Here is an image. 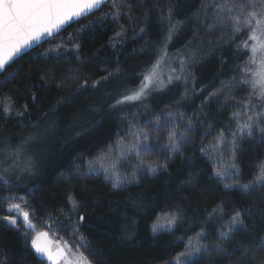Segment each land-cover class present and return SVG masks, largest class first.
Returning <instances> with one entry per match:
<instances>
[{
    "label": "trees",
    "instance_id": "16d2710c",
    "mask_svg": "<svg viewBox=\"0 0 264 264\" xmlns=\"http://www.w3.org/2000/svg\"><path fill=\"white\" fill-rule=\"evenodd\" d=\"M205 2L126 0L135 11L131 13V20L127 16L121 17L119 24L124 26L126 33L113 48V33L120 28L111 19L98 20L111 11L112 0H109L98 11L21 55L0 74V95L10 96L15 101L12 115L5 116L0 112V172L4 168L11 173L19 172L18 167H23L29 159L38 167L36 176L11 175L12 184L7 187L12 191L9 193L6 186L0 185V198L10 194L26 197L28 210H34L32 220L36 227L51 225L50 230L58 236L77 246L84 244L94 252L89 257L92 264H166L184 249L187 242L186 239L183 242L176 240L177 236L185 233L194 236L203 226L214 238V226L207 220V215L216 205L230 199L233 206L247 207L257 195L264 193L259 188L254 189L251 196L241 191L226 192L213 176L218 158L199 151L200 147L213 142L220 129L233 123L230 119L233 112L240 111L223 105V94L210 98L203 106L202 101L209 92L219 89L222 81L235 84L233 78L241 75L240 68L251 55L247 49L237 50V45L247 39L246 32L232 41L230 30L218 28L210 34L204 23L197 22L196 14ZM169 8L173 22L183 23L168 43L167 51L170 57H175L178 52L194 54V62L188 64V70L195 77V91L192 81L185 84L183 80H174L162 89L159 85L150 87L148 95L138 102L110 108L121 93L138 88L143 76L160 59L169 27L166 20H161V12L167 15ZM149 9V19L145 20L143 14ZM89 24L91 27L81 30V26ZM140 28H144L143 33ZM61 37L72 39L67 40L66 48L46 56L45 52L55 47ZM70 43H78L79 51L71 48ZM77 65L92 79L105 76L107 72L114 75L96 91L60 107L58 93L66 90L57 89L55 80L45 85L41 76L45 72L64 74L67 68ZM171 68L179 69L178 60L165 58L158 70L165 82L172 74ZM10 73L14 79L10 78ZM186 87L189 95L182 99ZM202 88L205 91L201 92ZM233 92L238 99L247 96V90L240 86L234 87ZM33 94L35 102L32 101ZM233 103L228 101V104ZM26 104L28 113L22 118L15 117L14 113L22 111ZM54 105L56 109H53ZM169 108H179L188 117L195 113L204 122L189 134L188 143L181 146L180 154L172 158L167 171L154 176L142 175L138 184L116 189L102 174H76L86 171L88 161L109 151V145L123 139L122 135L129 132L133 124L135 128H146L145 121ZM210 123L213 129L208 135L206 129ZM206 135L207 138L202 140L201 137ZM151 136L152 152L145 154L143 159L159 157L163 160L165 154L159 151L157 143H167L166 130L152 132ZM17 148H22V153L14 167L7 157ZM261 161H264V144L259 139L241 141L235 160L240 174L235 179L247 183L258 171L257 165ZM126 169L131 171L127 166L121 172ZM190 176L195 178V186L186 183ZM70 195L80 205L79 214L86 215L79 230H76L79 214L72 212L68 201ZM5 207L6 204L0 203V215L6 214ZM176 208L182 209L184 215L174 231L153 234L151 225L156 217ZM126 230L132 233V239L124 238ZM81 236L86 239L81 241ZM30 238L31 233L19 224L12 226L0 221V261L39 264L28 248ZM204 242L213 243L214 239ZM228 246L231 247L232 242ZM197 264L230 262L215 254L211 258L205 254Z\"/></svg>",
    "mask_w": 264,
    "mask_h": 264
},
{
    "label": "snow or ice",
    "instance_id": "6c2138e0",
    "mask_svg": "<svg viewBox=\"0 0 264 264\" xmlns=\"http://www.w3.org/2000/svg\"><path fill=\"white\" fill-rule=\"evenodd\" d=\"M106 3L107 0H0V72L5 71L6 66L14 58L43 37L58 34L65 25L98 10ZM124 8L127 11H122ZM133 11L135 9L130 3H126V0H112L111 11L105 13L104 17L98 18V20L111 19L120 28V31L113 33L111 39L113 48L120 43V38L126 33L124 26L119 24L121 17L127 16L131 20ZM150 12L151 9L143 14L145 20L149 19ZM196 19L198 23H204L210 34L218 28L230 30L232 41L247 33V39L237 45V50L247 49L251 55L240 68L241 75L233 78L236 83L226 84L222 81L221 87L209 92L202 101L203 106L210 101V98H217L223 94V105L239 108L240 111L233 112L230 117L233 123L220 129L218 135L213 138V142L200 147L199 151L211 158H218L213 169V176L222 183L226 192L241 191L251 196L254 189L264 190V161L257 165L258 171L252 179L247 183H241L235 179L240 174L235 160L241 141L251 142L259 139L260 143L264 144V0H206L197 12ZM161 20H166L169 27L160 59H157L143 76L138 88L121 93L120 98L109 105L110 108L138 102L148 95L150 87L159 85L162 89L174 80H183L185 84L192 81L193 91H195V77L188 70V64L194 62V54L178 52L175 57H170L167 51L168 43L183 22H173L171 8L167 10V15L161 12ZM85 27H91V24L81 26V30ZM140 32L143 33L144 28H140ZM71 39L70 37V41ZM66 47L64 44H58L48 49L45 55ZM70 47L79 51L80 46L78 43H70ZM186 55L187 58H185ZM165 58L177 59L179 63V69H170L172 74L168 76L166 82L158 71ZM113 75V72H107L105 76L92 79L85 74L80 65H77L67 68L64 74L45 72L41 80L45 85L55 80L57 89L66 90L58 93L61 97L58 104L63 107L86 93L96 91ZM9 76L12 79L15 78L11 73ZM236 86L247 90V96L238 99L233 92ZM200 91L203 92L205 89L202 88ZM188 95L189 90L186 87L182 93V99L187 98ZM32 101H36L35 94L32 95ZM228 101L234 103L228 104ZM14 103L10 96L0 95V112L5 116L12 115ZM56 107L54 105L53 109ZM27 113L28 105L26 104L22 111H17L14 115L22 118ZM203 122V119L195 113L192 117H188L179 108H169L154 116L152 120L145 121L146 128H135L133 124L128 133L131 137L129 142L126 143L124 139H120L115 145H109V151L101 152L93 160L88 161L86 171L76 174L85 176L102 174L105 181L111 183L114 189L128 184H138L139 177L142 175L154 176L161 171H167L169 162L175 155L180 154L181 146L188 143L189 134L194 132L197 126H203ZM211 129L213 125L210 123L206 129L208 135ZM161 130H166L167 137V143H157L159 151L165 154L163 160L159 157L143 159L145 154L152 152L151 133H158ZM206 138L207 135L201 137L202 140ZM21 153L22 148H17L14 153L8 155L7 158L12 160L14 167L17 166ZM133 160L136 162L133 163ZM188 163H191L190 159ZM125 165L130 168V172L127 169L125 172L119 170ZM18 171L29 176L38 175V167L32 159H29L23 167H18ZM186 183L195 186V178L190 176ZM11 184V173L8 168H4L3 172H0V185L6 186L5 190L11 193V187H7ZM28 191L31 190L28 189ZM68 201L72 205V212L79 214L78 202L71 195ZM0 203L7 205L6 214L0 215V221L17 226L18 221L22 220L25 228L34 229L31 219L34 210H28L29 201L26 197L10 194L0 198ZM183 215V210L180 208L161 213L151 225L152 233L173 232L180 224ZM85 220L86 215L79 214L76 230H79L81 223ZM207 220L214 226V238L205 231L203 226L195 232L194 236H187V233L177 236L176 240L183 242L186 239L187 242L184 244V249L166 264H197V261L205 254H208L209 258L215 254L217 257L227 259L230 264H264V193L257 195L247 207L233 206L230 199L222 201L208 212ZM49 227L51 228V225ZM237 236L240 239L236 240ZM47 237V232H37L31 237V250L34 251L39 264H43L44 259H47L50 264H92L89 257L93 256L94 252L84 244L78 245L74 256H70L73 249L67 243L63 246L59 243L53 246V242ZM124 238L132 239V233L126 230ZM85 239L84 236L80 237L81 241ZM213 239V243L204 242ZM230 242H232L231 247L228 246ZM79 248H84V251H79ZM85 252L88 254L85 255ZM0 264H7V261H0Z\"/></svg>",
    "mask_w": 264,
    "mask_h": 264
},
{
    "label": "water",
    "instance_id": "95a60500",
    "mask_svg": "<svg viewBox=\"0 0 264 264\" xmlns=\"http://www.w3.org/2000/svg\"><path fill=\"white\" fill-rule=\"evenodd\" d=\"M107 1H109V0H107ZM102 6H103V5H102ZM102 6H101V7H102ZM101 7H100V8H101ZM100 8H99V9H100ZM99 9H98V10H99ZM98 10H94L92 13H90V14H88V15H86V16L81 17V18H79V19L76 20V21H72V22H70L69 24L65 25V26L60 30L59 33H61L63 30H65L68 26H70V25L74 24L75 22H77V21H79V20H81V19H83V18H85V17H87V16L93 14L94 12H96V11H98ZM59 33H58V34H59ZM58 34H54L52 37H47V36L43 37L39 42L34 43L30 48L26 49V50H25L24 52H22L18 57L14 58L13 61H15V60H16L17 58H19L21 55H23V54L29 52V51L32 50L33 48L39 46L40 44H42V43L45 42L46 40H48V39H50V38H53V37H55V36L58 35ZM13 61H12V62H13ZM12 62H10V64H11ZM10 64H9V65H10ZM1 73H2V72H0V74H1ZM6 208H7V207H5V210H6ZM31 219H32V218H31ZM20 221H21L22 224H23V221H22V220H20ZM32 223H33V225H34V229H27V228H25L24 224L22 225L23 228H24V230H26V231H28V232L31 233V237L34 236L37 232H47V233H48V237H47V239H48L49 241H52V242H53V246H55L57 243L61 244V246H63V244H65V243H67V245H68L69 247H70V243L75 245V243H74L73 241H71V240H66V239H64V238H62V237L56 235L55 233H52V232L50 231V228H49L48 225H45L43 228H37V227H36V223H35L33 220H32ZM75 246H76V249H77L78 246H77V245H75ZM28 248H29L30 252L33 254V256L38 260V258L36 257L34 251L31 250V238H30L29 243H28ZM70 248H71V247H70ZM79 251H82L81 248H79ZM38 261H39V260H38ZM43 264H50V262H49L47 259H44Z\"/></svg>",
    "mask_w": 264,
    "mask_h": 264
},
{
    "label": "rangeland",
    "instance_id": "374dc122",
    "mask_svg": "<svg viewBox=\"0 0 264 264\" xmlns=\"http://www.w3.org/2000/svg\"><path fill=\"white\" fill-rule=\"evenodd\" d=\"M67 40H69L70 41V38L68 37V38H63V37H61L60 39H58L57 40V45L58 44H64V45H67L66 43H67ZM128 133L129 132H125L122 136H123V139L125 140V142L127 143V142H129L130 141V139H131V137L128 135ZM133 163H135L136 161L135 160H133L132 161ZM125 167H127V165H125L124 167H121L119 170L120 171H122L123 170V168H125ZM11 173V172H10ZM17 173H19V172H15V173H11V175H16ZM18 175V174H17ZM18 224H19V226L20 227H23L22 225V222L21 221H18ZM43 228V227H42ZM51 231V230H50ZM52 233H53V231H51ZM57 235V234H56ZM76 245V244H75ZM74 244H71L70 243V247H71V249H73V253H75L76 252V246H75Z\"/></svg>",
    "mask_w": 264,
    "mask_h": 264
},
{
    "label": "flooded vegetation",
    "instance_id": "af4514ba",
    "mask_svg": "<svg viewBox=\"0 0 264 264\" xmlns=\"http://www.w3.org/2000/svg\"><path fill=\"white\" fill-rule=\"evenodd\" d=\"M74 254H75V253L72 252V253H70L69 255H70V256H74Z\"/></svg>",
    "mask_w": 264,
    "mask_h": 264
}]
</instances>
